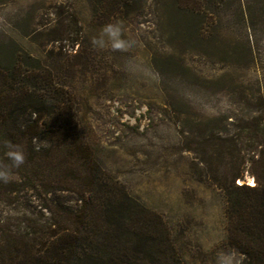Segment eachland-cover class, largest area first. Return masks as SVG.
<instances>
[{"label": "rangeland", "instance_id": "rangeland-1", "mask_svg": "<svg viewBox=\"0 0 264 264\" xmlns=\"http://www.w3.org/2000/svg\"><path fill=\"white\" fill-rule=\"evenodd\" d=\"M107 1L0 0V65L58 72L95 166L124 190L117 211L156 233L146 252L241 264L226 245V192L232 180L253 187L264 167V0H119L115 12ZM114 21L134 45L94 49ZM46 204L56 215L80 207L70 191L18 189L0 194V222L25 237L50 230Z\"/></svg>", "mask_w": 264, "mask_h": 264}, {"label": "trees", "instance_id": "trees-1", "mask_svg": "<svg viewBox=\"0 0 264 264\" xmlns=\"http://www.w3.org/2000/svg\"><path fill=\"white\" fill-rule=\"evenodd\" d=\"M119 4L107 1V10L115 12ZM64 32L60 39H65ZM75 104L55 70L37 63L23 67L18 61L0 65V160H5L4 140L19 144L26 154L24 165L14 170L18 181L0 183V194L6 197L24 188L51 194L63 190L73 192L80 204L74 211L58 209L57 215L46 204L54 228L43 227L30 237L0 222V264H161L159 258L170 256L165 249L156 257L140 245L157 237L147 220L137 221L136 216L138 225L133 226L117 211V195H126L95 166ZM251 173L253 187L237 186L232 180L235 195L226 192V245L243 257L241 264H264V167L261 174ZM68 180L75 183L69 186ZM64 212L65 218L59 215ZM158 238L160 245L169 244L163 232Z\"/></svg>", "mask_w": 264, "mask_h": 264}, {"label": "clouds", "instance_id": "clouds-1", "mask_svg": "<svg viewBox=\"0 0 264 264\" xmlns=\"http://www.w3.org/2000/svg\"><path fill=\"white\" fill-rule=\"evenodd\" d=\"M123 25L120 21L109 22L103 25L99 33L90 39L94 49L104 50L110 48L113 51H127L134 41L123 38ZM5 149V160H0V183H9L14 175V170L19 169L26 161V154L19 144L11 141H2Z\"/></svg>", "mask_w": 264, "mask_h": 264}, {"label": "bare ground", "instance_id": "bare-ground-1", "mask_svg": "<svg viewBox=\"0 0 264 264\" xmlns=\"http://www.w3.org/2000/svg\"><path fill=\"white\" fill-rule=\"evenodd\" d=\"M253 182V181H252Z\"/></svg>", "mask_w": 264, "mask_h": 264}]
</instances>
